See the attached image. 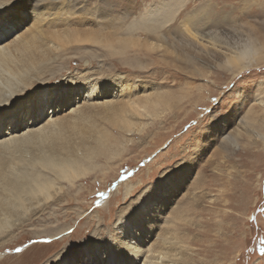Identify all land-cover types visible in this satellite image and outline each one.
Segmentation results:
<instances>
[{"label": "rangeland", "instance_id": "374dc122", "mask_svg": "<svg viewBox=\"0 0 264 264\" xmlns=\"http://www.w3.org/2000/svg\"><path fill=\"white\" fill-rule=\"evenodd\" d=\"M59 15L57 28L69 30L67 55L43 77L85 73L95 79L100 96L74 129L89 159L77 167L73 186L58 180L44 209L12 230L0 264H43L44 253L65 244L72 230L73 240L102 232L99 225L137 204L139 196L128 201L155 183L161 169L174 180L151 211L154 233L181 247L178 264H264V93L230 89L248 71L264 80V18L234 22L229 34L209 30L228 42L248 35L259 41L258 61L235 74L226 52L203 44L193 51L166 30L150 31L139 15L110 17L90 0H71ZM133 51L147 63L128 62ZM107 101L113 103L102 104ZM212 108L206 138L175 164L177 138Z\"/></svg>", "mask_w": 264, "mask_h": 264}, {"label": "snow or ice", "instance_id": "6c2138e0", "mask_svg": "<svg viewBox=\"0 0 264 264\" xmlns=\"http://www.w3.org/2000/svg\"><path fill=\"white\" fill-rule=\"evenodd\" d=\"M90 2L104 15L110 17L113 13L121 16L139 15L150 31L166 30L184 47L198 52L201 51L200 46L208 37L209 30L229 34L231 29L228 26L234 22L243 18H264V0H90ZM70 4L71 0H24L22 14L8 18L4 13L16 6V0H0V48L33 24L47 26L49 23H60L59 18L53 14L66 12ZM181 4L183 9L177 11ZM201 55L204 53L201 52ZM127 61L147 63L146 58L135 51L128 54ZM219 67L223 69L224 65L221 63ZM261 72L264 73V69H261ZM90 87L89 83L69 74L55 81L44 84L37 81L30 87L21 85L9 91L0 97V141L8 139L5 129L9 125L31 126L28 121L42 124L49 115L53 118L58 115V110L67 112L69 108L76 107L87 98L86 94ZM230 89L242 92L246 96L257 90L264 93V80L253 77L251 71H248L247 75H238L231 83ZM213 103H217L215 98ZM214 111L215 108H212L207 116L194 120L184 136L177 138L179 143L171 154L177 158L175 164L184 159L183 154L187 149L206 138L205 134L212 128V123L206 121ZM15 130L19 132L18 128ZM173 180L170 171L161 169L155 183H145L130 198L128 203L137 196L140 197L137 204L128 212L107 225L101 223L99 229L102 232L97 231L96 234L89 231L83 237L73 240L71 235H74L75 230H72L65 244L55 251L44 253L43 264H109L107 256L124 257L130 264H139L143 257L136 255V249L141 245L131 233L143 222L144 216L154 210V206ZM127 206L126 203L123 207ZM138 209H143L144 212L133 222L130 218ZM260 211L264 213V208ZM12 251L21 253L23 249L13 246ZM259 252L260 259H264V240L260 241ZM112 264H119V261H112Z\"/></svg>", "mask_w": 264, "mask_h": 264}, {"label": "bare ground", "instance_id": "6f19581e", "mask_svg": "<svg viewBox=\"0 0 264 264\" xmlns=\"http://www.w3.org/2000/svg\"><path fill=\"white\" fill-rule=\"evenodd\" d=\"M23 10L24 0H16V6L4 15L15 18ZM53 15L60 17L59 14ZM57 25L58 23H49L47 26L33 24L0 48V97L21 85L30 87L37 81L41 84L55 81L45 79L43 75L50 73L55 64L67 55L69 44L65 39L69 30H61ZM213 36L208 35L202 44L226 52V56L234 62L233 73H239L258 61L256 56L261 50L255 37L248 35L247 38L228 42ZM71 76L91 85L86 99L67 112L58 110V115L54 118L49 115L42 124L28 121L31 126L9 125L5 129L8 139L0 141V249L13 241L12 230L25 224L29 216L38 215L51 197V192L55 194L60 188L55 187L50 192V187L66 178L70 186H73L77 167L89 159L84 148H78L86 142L79 138L75 125L77 121L84 119L86 110L97 103L92 100L100 94L96 92L97 89L93 90L96 88L94 78L87 77L85 73L86 77L82 74ZM111 103L113 101L102 104ZM60 143L67 144V150L60 149ZM46 157L51 160L47 161ZM72 176L73 178H69ZM143 212V209L133 212L131 221L135 222ZM153 218V214L149 212L131 233L141 245L136 249V255L143 257L139 264H178L181 247L165 235L154 233ZM1 254L0 251V259ZM106 259L109 264L112 261L130 264L124 257L107 256Z\"/></svg>", "mask_w": 264, "mask_h": 264}]
</instances>
